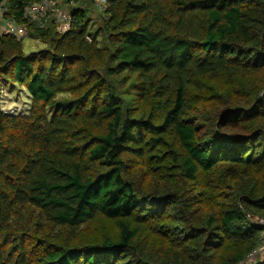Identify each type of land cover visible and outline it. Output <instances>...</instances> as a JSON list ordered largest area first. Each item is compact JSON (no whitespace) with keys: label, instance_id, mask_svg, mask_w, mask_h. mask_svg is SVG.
<instances>
[{"label":"trees","instance_id":"16d2710c","mask_svg":"<svg viewBox=\"0 0 264 264\" xmlns=\"http://www.w3.org/2000/svg\"><path fill=\"white\" fill-rule=\"evenodd\" d=\"M41 1L0 0L47 44L0 32V94L31 96L28 114L0 97V264L246 261L264 242V0H105L94 26L72 5L65 33L25 18Z\"/></svg>","mask_w":264,"mask_h":264},{"label":"rangeland","instance_id":"374dc122","mask_svg":"<svg viewBox=\"0 0 264 264\" xmlns=\"http://www.w3.org/2000/svg\"><path fill=\"white\" fill-rule=\"evenodd\" d=\"M100 1L101 0H94V1L93 0H80V2L74 3L72 5L87 9L91 19L95 21V23H93V26H94V24L97 25V23L100 22L101 20L100 18H102L103 16L102 12L105 9L103 2L100 3ZM72 5L67 7V10L69 13H70V8ZM21 39H23L24 51L27 53L45 49L47 47V44L42 42V40H39V39H33V38H30L29 36H25ZM0 95H1L0 96L1 106L6 113H9V114H28L29 113L30 108H31V96L28 90L25 89L24 87L22 88L18 84H17V87H15V89L13 90H8L5 87H1ZM255 220L261 224H264L263 219L256 218ZM104 226H105V229L109 230L108 225H104ZM261 235L264 241V233H262ZM262 246L264 247V242H263V245H261L260 247ZM262 253L258 252V254L255 255L256 257L253 259L248 257V259L241 264H255L256 261L258 262L263 261L264 252Z\"/></svg>","mask_w":264,"mask_h":264},{"label":"built area","instance_id":"2783aa9c","mask_svg":"<svg viewBox=\"0 0 264 264\" xmlns=\"http://www.w3.org/2000/svg\"><path fill=\"white\" fill-rule=\"evenodd\" d=\"M61 4L58 0H43L38 3L28 5L25 8V18L32 20H38L41 26H45L48 20H54L58 27L59 33H65L71 27L73 21L72 14L68 12L67 7L74 4ZM100 3H102L100 1ZM103 5L106 7V1L103 0ZM2 21V23H1ZM27 23H17L16 21L8 18L4 14L3 5L0 3V32L7 30L19 39L27 35ZM258 252H264V247H259L250 254V258H255ZM263 254V253H262Z\"/></svg>","mask_w":264,"mask_h":264},{"label":"clouds","instance_id":"9594fccd","mask_svg":"<svg viewBox=\"0 0 264 264\" xmlns=\"http://www.w3.org/2000/svg\"><path fill=\"white\" fill-rule=\"evenodd\" d=\"M101 2H103V0H101Z\"/></svg>","mask_w":264,"mask_h":264}]
</instances>
